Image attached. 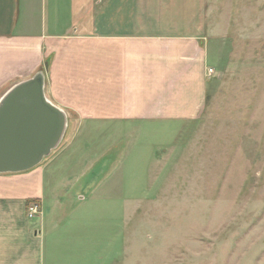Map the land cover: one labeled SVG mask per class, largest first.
Here are the masks:
<instances>
[{
	"label": "rangeland",
	"instance_id": "obj_1",
	"mask_svg": "<svg viewBox=\"0 0 264 264\" xmlns=\"http://www.w3.org/2000/svg\"><path fill=\"white\" fill-rule=\"evenodd\" d=\"M208 10L200 118L69 128L43 160L51 182L93 167L84 180L111 186L81 209L67 192L66 211L91 238L61 236L55 264H264V0H209Z\"/></svg>",
	"mask_w": 264,
	"mask_h": 264
},
{
	"label": "crops",
	"instance_id": "obj_2",
	"mask_svg": "<svg viewBox=\"0 0 264 264\" xmlns=\"http://www.w3.org/2000/svg\"><path fill=\"white\" fill-rule=\"evenodd\" d=\"M208 9L209 0H0V99L45 69L46 96L69 128L196 120L209 99ZM46 164L0 173V264H55L61 236L91 238L63 199L76 189L75 207H90L110 184L84 180L93 167L51 182ZM32 200L43 212L30 219Z\"/></svg>",
	"mask_w": 264,
	"mask_h": 264
},
{
	"label": "water",
	"instance_id": "obj_3",
	"mask_svg": "<svg viewBox=\"0 0 264 264\" xmlns=\"http://www.w3.org/2000/svg\"><path fill=\"white\" fill-rule=\"evenodd\" d=\"M46 70L13 85L0 99V173L41 165L69 131L64 110L46 96Z\"/></svg>",
	"mask_w": 264,
	"mask_h": 264
},
{
	"label": "built area",
	"instance_id": "obj_4",
	"mask_svg": "<svg viewBox=\"0 0 264 264\" xmlns=\"http://www.w3.org/2000/svg\"><path fill=\"white\" fill-rule=\"evenodd\" d=\"M209 73L210 74L213 73V70L210 69ZM42 212H43V206H42L41 201L32 200V201L28 202V205H27V216H28V218L32 219V218L38 217L42 214Z\"/></svg>",
	"mask_w": 264,
	"mask_h": 264
}]
</instances>
